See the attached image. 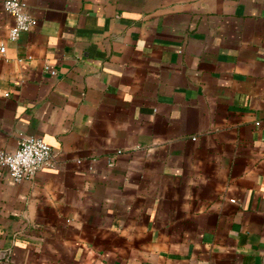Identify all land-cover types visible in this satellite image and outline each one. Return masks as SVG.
I'll return each mask as SVG.
<instances>
[{
  "label": "crops",
  "instance_id": "0c3cea01",
  "mask_svg": "<svg viewBox=\"0 0 264 264\" xmlns=\"http://www.w3.org/2000/svg\"><path fill=\"white\" fill-rule=\"evenodd\" d=\"M3 1L0 264H264V0Z\"/></svg>",
  "mask_w": 264,
  "mask_h": 264
},
{
  "label": "built area",
  "instance_id": "2783aa9c",
  "mask_svg": "<svg viewBox=\"0 0 264 264\" xmlns=\"http://www.w3.org/2000/svg\"><path fill=\"white\" fill-rule=\"evenodd\" d=\"M5 11L12 16L13 26L9 29L8 39L15 42L22 32L29 30L35 24V20L28 14L26 4L21 0H4ZM5 47L0 44V55H3ZM45 71L54 75V70L44 66ZM112 158L109 165H112ZM53 152L50 146L41 138L35 136L21 137L17 147L12 151H0V168H5L14 182L29 180L42 168L53 166Z\"/></svg>",
  "mask_w": 264,
  "mask_h": 264
}]
</instances>
